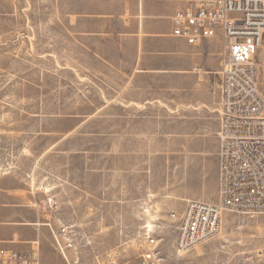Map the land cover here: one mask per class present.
<instances>
[{"label":"rangeland","instance_id":"374dc122","mask_svg":"<svg viewBox=\"0 0 264 264\" xmlns=\"http://www.w3.org/2000/svg\"><path fill=\"white\" fill-rule=\"evenodd\" d=\"M44 8L41 0H0V172L21 173L58 201L50 219L75 242L78 264H140L145 222L161 227L164 264H264V214L226 211L218 236L175 255L169 215L183 210L172 192L195 191L206 178L175 168L181 142L170 134L180 124H149L151 136L138 137L137 124L121 122L122 108L104 106L101 81L79 69L93 68L92 58L77 38H57ZM256 59L264 96V38ZM136 183L148 188L151 208L128 204Z\"/></svg>","mask_w":264,"mask_h":264},{"label":"crops","instance_id":"0c3cea01","mask_svg":"<svg viewBox=\"0 0 264 264\" xmlns=\"http://www.w3.org/2000/svg\"><path fill=\"white\" fill-rule=\"evenodd\" d=\"M41 1L47 27L55 28L57 38H77L79 50L94 61L90 70L81 65L79 69L101 81L104 106L125 111L121 122L137 124L135 131L141 138L151 136L149 124H180L170 134L181 142L176 153L182 156L175 168L205 172L206 178L197 182L195 191L188 186L175 188L172 193L180 200L175 207L183 210L188 199L215 201L222 40L215 37L190 44L173 35V15L189 0ZM115 117L112 112V121ZM155 131L160 137L166 135V130L163 135ZM148 192L136 183V195L128 197V204L143 209ZM46 205V194L21 173L0 172V249L36 251L41 264H78L76 247L58 248Z\"/></svg>","mask_w":264,"mask_h":264},{"label":"built area","instance_id":"2783aa9c","mask_svg":"<svg viewBox=\"0 0 264 264\" xmlns=\"http://www.w3.org/2000/svg\"><path fill=\"white\" fill-rule=\"evenodd\" d=\"M172 25L173 35L190 44L222 40L218 199H188L182 212H170L177 219L173 252L181 256L221 233L224 212L264 214V96L256 59L264 38V0H189L173 15ZM58 205L47 198L48 213ZM152 206L146 198L143 208ZM157 229L145 222L138 232L140 264H164ZM56 244L61 251L76 247L66 229L56 232ZM0 264L41 263L36 251L1 248Z\"/></svg>","mask_w":264,"mask_h":264}]
</instances>
